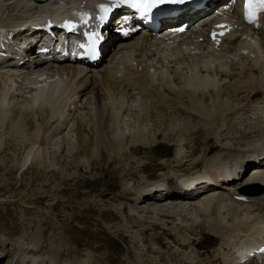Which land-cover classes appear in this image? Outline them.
<instances>
[{"label":"bare ground","instance_id":"bare-ground-1","mask_svg":"<svg viewBox=\"0 0 264 264\" xmlns=\"http://www.w3.org/2000/svg\"><path fill=\"white\" fill-rule=\"evenodd\" d=\"M82 1L0 0V27L12 30L47 23L54 19L60 8ZM87 1L96 4L108 0ZM240 2L241 0H205L202 8H206L207 13L200 19L193 20L184 35L162 40L156 35L144 34L120 42L108 62L97 68L61 61L52 56L54 59L50 62L36 60L18 69L8 67L0 70V119L5 118L6 114L15 108L16 98H22L23 106L19 107V113L38 120L37 126L35 125L37 143L41 140L44 129L56 132L61 129L65 122L61 119L67 105H78V102L82 105L87 101L94 104V110L90 109L93 110L91 115L95 121L94 126L91 125L93 139L79 127L76 143L92 144L96 150L105 147L110 154L116 152L114 155H117L118 152L127 151L128 145L123 144L128 137L129 146H151L154 143L156 134L150 133L152 129L149 120L140 122V119L147 117L160 102L166 104L175 114H178V109L185 114H190L191 111L195 114H206L209 109L199 103L201 100L190 101L189 108L184 107L186 105L183 106L181 101L184 98H197L198 95L201 99L209 92L214 96H247V103H244L248 104V107L244 104L245 107L240 108L249 112L248 122L245 123V130L243 129L244 137H252L251 140L248 137L250 142L247 140V145L235 146L228 142L224 145H213L209 154L193 162L190 157H193L194 152L191 150L192 155H185V151H182L183 145H179L180 148L174 157L179 165L165 163L169 172L161 175L162 178L156 180V183L137 188L140 192L135 193L138 204L143 205L146 202L149 206L146 211L137 210V215L152 213L150 220H156L159 224L163 223L159 221V215L178 216L179 211L185 213L187 209L190 212L196 210L204 214L215 213L229 217L230 223H219L216 228L222 229L212 232L216 239L223 233V238L220 237L219 244L212 250L209 259L210 264H238L241 260L238 257L246 252L247 247L264 242V191L257 196H247L241 192L246 183L262 185L264 190V164L255 163L257 157L264 155V22L261 19V27L258 21L246 20L240 10ZM221 12L228 13L224 19L232 20V31L214 48L212 45L216 44L219 36L215 35L214 41L209 43L211 45H207L204 35L208 27H215L214 22L218 21L215 16ZM213 17L215 18L212 20ZM172 26L175 25L170 27ZM201 37L203 42L199 43L197 39ZM179 38L182 42L177 45ZM151 50L159 51V58L154 60ZM241 50H247V53ZM196 54H199L201 60ZM125 95H128V98H123ZM153 96H160L161 101L151 102ZM236 109L233 108L234 111ZM219 111L221 112V109ZM122 113H126L129 119H134L135 124H140L130 130L124 119L121 120ZM42 140L39 144H42ZM38 154L29 151L27 158L36 159ZM197 161H200L201 167L187 173L190 172L191 166L185 164L189 163L194 168L198 166ZM251 164L255 167L250 169L249 178L239 179L241 172ZM184 165L189 168L180 170ZM180 173L186 175H179ZM258 173L261 174L258 176ZM253 174L255 175L252 176ZM198 176H208L211 179L209 184L198 187L204 188L200 195L180 186L188 179ZM174 177L180 185L173 182ZM242 197H246L250 202L244 203L241 201ZM175 198L196 202H180L179 206H176L172 202ZM164 199L171 202L158 205ZM200 227L202 226L197 228ZM194 238L199 237L187 236L188 243L189 239ZM158 239L159 237L156 238ZM23 252L26 254L21 256L19 264H88L87 261L90 260L87 255L84 260L58 263L51 256L42 257L39 251L29 247L24 248ZM3 255L4 253H0V256ZM196 264L201 263L197 260Z\"/></svg>","mask_w":264,"mask_h":264},{"label":"rangeland","instance_id":"rangeland-1","mask_svg":"<svg viewBox=\"0 0 264 264\" xmlns=\"http://www.w3.org/2000/svg\"><path fill=\"white\" fill-rule=\"evenodd\" d=\"M151 53L154 60L161 54L156 50ZM210 95L181 101L189 108L190 101L201 100L199 103L209 109L202 108L206 114H185L181 109L175 114L160 102V96H153L150 101L160 103L140 122L149 120L150 133L156 134L154 143L129 146L128 137L123 144L128 145L127 151L117 155L105 147L96 150L92 144L76 143L79 127L93 139L94 104L67 105L61 129H44L39 144L41 140L35 143L38 120L21 115L22 98H16L15 108L0 119V253H4L0 264H19L26 247L58 263L84 260L88 255V264H196L197 260L210 264L212 250L223 238V233L216 239L212 232L222 229L216 228L219 223H230L229 217L187 209L178 216L159 215L163 222L159 224L150 220L152 213L137 215V210L146 211L149 206L138 204L135 194L140 192L137 188L152 185L169 172L165 163L179 165L174 158L179 145H183L185 155L194 152L190 157L193 162L209 154L213 145H247L245 142L252 139L244 137L249 112L236 109L239 105L248 107L247 96ZM123 119L130 130L140 124L126 113H122ZM29 151L39 156L28 159ZM185 165L180 170L189 168ZM191 168L187 173H192ZM176 200L172 201L176 206L196 202ZM168 202L171 200L164 199L158 205ZM187 236L199 238L188 243Z\"/></svg>","mask_w":264,"mask_h":264}]
</instances>
